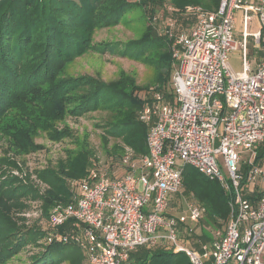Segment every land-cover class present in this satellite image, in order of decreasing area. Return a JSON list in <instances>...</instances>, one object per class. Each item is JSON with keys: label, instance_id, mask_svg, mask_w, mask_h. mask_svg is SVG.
<instances>
[{"label": "built area", "instance_id": "2783aa9c", "mask_svg": "<svg viewBox=\"0 0 264 264\" xmlns=\"http://www.w3.org/2000/svg\"><path fill=\"white\" fill-rule=\"evenodd\" d=\"M182 12L193 17L182 28L171 4L152 14L157 32L171 40L173 74L171 98L154 85L138 91L147 153L128 148L122 174L95 165L78 179L74 201L52 206L45 245H77L88 264H133L132 253L143 246L184 252L192 264H264V164L256 160L264 144V58L253 67L247 31L256 18L254 47L264 52V0H221L214 11L188 4ZM234 51L243 56L239 71L229 62ZM187 165L230 196L224 228L211 229L199 248L183 242L174 213ZM182 201L191 222L206 214L193 195Z\"/></svg>", "mask_w": 264, "mask_h": 264}, {"label": "trees", "instance_id": "16d2710c", "mask_svg": "<svg viewBox=\"0 0 264 264\" xmlns=\"http://www.w3.org/2000/svg\"><path fill=\"white\" fill-rule=\"evenodd\" d=\"M98 1L0 0V127H5L4 132L12 135L21 150L30 146L33 136L41 131L54 140L73 135L67 127L55 128L56 121L65 116L105 112L98 124L107 134L105 141L109 137H122L137 153L146 154L147 125L138 117L143 100L136 91L154 85L172 97V92L166 89L173 74L171 40L149 28L142 38L134 41L96 45L93 33L97 28L119 24L132 6L141 7L148 17L171 3L178 21L185 22L187 17L182 11L186 5L199 4L214 11L221 2L137 0L126 2L113 12L103 13L97 9ZM89 50L108 51L145 62L155 68L156 76L150 83L139 85L128 73L110 81L90 74L66 75V66ZM88 150L84 147L71 155L68 170L64 172L76 177L82 175L88 163ZM263 154L264 144L259 147L257 162ZM189 167L187 165L183 172L186 190L205 204L206 221L220 226L230 212L229 194L217 180ZM247 167L243 164L244 170ZM43 177L53 183V189L44 197L47 213L48 208L57 202L67 203L70 195L60 183L57 170L49 168ZM30 194H36L32 186L13 177L2 179L0 264L26 244L45 237L46 232L39 227H27L24 223L28 218L20 214L28 209L24 199ZM80 252L77 245L53 242L46 245L41 254L34 255L31 264H59ZM131 259L133 264H192L184 252L160 246L140 247L132 253Z\"/></svg>", "mask_w": 264, "mask_h": 264}, {"label": "rangeland", "instance_id": "374dc122", "mask_svg": "<svg viewBox=\"0 0 264 264\" xmlns=\"http://www.w3.org/2000/svg\"><path fill=\"white\" fill-rule=\"evenodd\" d=\"M130 1L137 0H99L97 9L99 12L110 13L120 5ZM183 16L187 17L185 22H179L177 18L178 25L181 28L193 21V17L186 14H183ZM153 22V15L146 17L141 7L132 6L119 24L97 28L93 33V43L103 45L108 42L126 43L140 39L149 28L156 30ZM242 61L243 56L240 51L231 53L229 62L236 71L242 69ZM65 73L75 77L90 74L106 81L117 79L122 73H128L137 80L139 85L150 83L156 76L155 68L145 62L122 57L108 51L101 53L94 50H89L82 56L76 57L66 66ZM105 115V112H89L80 116H65L64 119L56 121L55 128L63 129V127H67L73 132V135L54 140L46 132L41 131L33 136L30 146L23 150L15 145L12 135L9 136L4 132L5 127H0V185L2 179L13 177L24 185L32 186L36 193L35 195L30 194L24 199L28 209L20 213L28 218L24 223L27 227L36 226L47 233L51 207L48 208L46 213L44 197L53 189V183L43 177V173L47 169L57 170L60 183L69 192L68 202H73L77 194L75 182L84 177L95 165L98 168L108 169L111 174L120 175L124 172L122 169L125 170L122 159L128 148L133 150L134 155H141L128 146L122 137H109L108 141H105L104 137L107 134L98 125ZM84 147L89 150L88 163L83 174L76 177L64 172V170H68L67 165L70 156L75 155L78 150ZM218 158L222 160V155L218 154ZM260 162L264 164V154L260 158ZM189 168L195 169L193 166ZM224 170L227 173V170ZM190 195L194 196L192 192L189 193L186 190L184 184L183 192L177 195V201L179 202L174 205L178 213L186 214V201L182 200L187 199ZM194 198L202 202L195 196ZM180 202H183V204H180ZM177 212L174 213L177 214ZM204 217L198 224H201L200 229L205 228L204 233L211 236V228L215 229L218 226L208 223ZM191 223L193 225L188 226L190 222H186L187 227L196 229L198 224ZM208 236L203 235L202 240ZM196 238L198 239L200 236ZM42 241L43 239L26 244L19 252L12 254L2 264H31L33 256L44 251L46 245ZM80 251L78 254L67 257L59 264H88L84 252L81 249Z\"/></svg>", "mask_w": 264, "mask_h": 264}, {"label": "crops", "instance_id": "0c3cea01", "mask_svg": "<svg viewBox=\"0 0 264 264\" xmlns=\"http://www.w3.org/2000/svg\"><path fill=\"white\" fill-rule=\"evenodd\" d=\"M244 27L245 26L243 24L242 11H239L237 13V17H236V33L239 36L243 32V28ZM247 31L251 35L249 37V42H248L249 58H250V61H251L252 65H253V67H254L258 61H260V60H262L264 58V52H262L260 50H257L254 47V34L258 33L260 31V24L256 20V18H254L251 22L248 23ZM122 170L124 171V169H122ZM178 202L179 201L175 202V204L178 203ZM181 203L183 204V202H180V204ZM176 209L177 208H174L175 212H177ZM176 215L178 216V218L180 220V225H181V229H182V238H183V242L186 245H188L189 247H192V248H199L203 243L209 242L212 239L211 236H208L206 239L202 240V236L205 235L204 234L205 228L204 229L203 228L200 229L201 224L195 223V224H198L196 229H191L190 230L189 227H187L186 222H190V225H188V226H192L193 225V223H191L190 219L188 218L187 213L186 214L183 213V215H182V213H178L177 212ZM225 222H226V220L222 221L221 225L218 226V227L224 228ZM211 229H213V228H211ZM199 236H200L201 239L200 238H198V239L196 238V237H199Z\"/></svg>", "mask_w": 264, "mask_h": 264}]
</instances>
